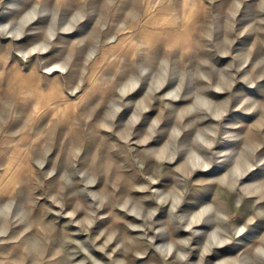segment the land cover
I'll use <instances>...</instances> for the list:
<instances>
[{
  "label": "rangeland",
  "instance_id": "obj_1",
  "mask_svg": "<svg viewBox=\"0 0 264 264\" xmlns=\"http://www.w3.org/2000/svg\"><path fill=\"white\" fill-rule=\"evenodd\" d=\"M0 264H264V0H0Z\"/></svg>",
  "mask_w": 264,
  "mask_h": 264
},
{
  "label": "bare ground",
  "instance_id": "obj_2",
  "mask_svg": "<svg viewBox=\"0 0 264 264\" xmlns=\"http://www.w3.org/2000/svg\"><path fill=\"white\" fill-rule=\"evenodd\" d=\"M224 243V241H222L220 244Z\"/></svg>",
  "mask_w": 264,
  "mask_h": 264
}]
</instances>
